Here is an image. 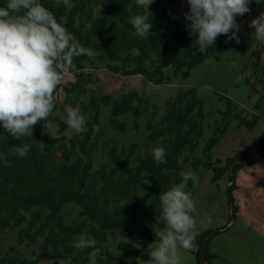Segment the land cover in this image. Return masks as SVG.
<instances>
[{
    "label": "trees",
    "instance_id": "obj_1",
    "mask_svg": "<svg viewBox=\"0 0 264 264\" xmlns=\"http://www.w3.org/2000/svg\"><path fill=\"white\" fill-rule=\"evenodd\" d=\"M98 1L72 0L73 6L67 9L62 4L55 5L54 0H39L57 22L83 47L91 49L100 62H106L107 68L114 73L141 74L156 84L170 82L176 77L186 79L198 64L224 45L226 36L221 35L206 53H199L197 36L189 34L186 26L190 23L181 17L182 0H154L149 6L153 16L149 17L152 28L148 39L137 37L130 23L132 17L145 11L136 0H106L101 11L96 13L94 3ZM5 3L6 0H0V6ZM257 5L264 7V3L251 0L250 13ZM248 14L237 16V22ZM93 56L74 58L76 70L71 73L76 79L71 82L70 91L85 87L89 80L86 62ZM61 86L58 85L55 92ZM105 105L111 106V124L122 131H127L128 123L120 118L121 114L133 112L138 120L153 112L147 120L146 146L159 143L166 149L167 162L157 164L152 152L147 150L130 165L139 144L134 142L128 149L119 148L118 141L109 136L104 142L112 143L107 160L95 167L99 139L106 133L102 128L95 131V126L100 124L99 117ZM83 107L81 114L88 112L84 131L73 132L70 136L43 134L44 122L40 121L33 126L32 137L17 140L0 125V153L8 155L7 166L0 161V264H45L48 255L52 258L51 264H89L88 253L92 249L73 247L81 233L96 239L101 249L97 264H129L106 248L109 235L141 237L144 246L154 242L155 232L166 227L159 195L181 182L182 171L190 168L199 175L198 168L205 166L214 170V181L228 172L233 181L239 169L257 158L242 149L227 157L224 164H221L222 159L212 156L213 148L233 120L237 119L240 126L256 124L257 116L250 118L233 101H228L227 110L216 126L215 135L205 145L203 155H196L206 112L195 87L180 90L168 101L165 113L156 121L158 105L137 89L118 98L109 93L91 94ZM56 108L55 103L46 124L59 119L54 114ZM60 123L63 128L68 127L63 120ZM24 144L31 148L26 156L18 157L14 149ZM59 152L61 160H58ZM263 154L264 131L259 156ZM234 187L232 182L228 188L231 200ZM70 203L80 207L77 221L70 220L64 212V207ZM235 208L233 205V212ZM5 230L16 232L20 242L27 241L36 248L29 255H23L16 245L6 251L1 234ZM219 232L209 228L197 233L193 244L198 246V264H214L216 254L211 251V240Z\"/></svg>",
    "mask_w": 264,
    "mask_h": 264
},
{
    "label": "rangeland",
    "instance_id": "obj_2",
    "mask_svg": "<svg viewBox=\"0 0 264 264\" xmlns=\"http://www.w3.org/2000/svg\"><path fill=\"white\" fill-rule=\"evenodd\" d=\"M105 1L100 0L94 3L96 13L101 11ZM188 11L187 0H182L181 17L185 21L187 20L184 18V13ZM262 12H264V7L255 6L253 12L238 22L240 25L239 42L235 39L226 42L227 37H225L223 47L216 54L198 64L186 79L176 77L170 82L156 84L141 74L124 76L109 70L106 62H100L99 58L94 55L91 60L86 62L85 70L88 72L89 80L85 82L83 89L70 91L71 82L76 79L75 75L70 73L65 77L62 86L54 93L57 105L54 114L59 119L47 124L48 131L43 126V134L70 136L74 131L69 126L63 128L60 120L66 122L68 108L78 107L80 111H83V105L88 104L91 94L109 93L118 98L131 89H137L141 93L149 95L151 102L158 105V113L154 117L156 121L165 113L168 101L173 99L180 90L195 87L206 112L203 136L196 155H203L205 145L215 135L216 126L227 110L228 101H233L250 118L253 119L257 116L256 124L253 127L240 126L237 119L233 120L213 148L212 156L214 159H222L221 164H224L227 157L242 149L249 156L257 155L256 160L261 158L257 162L263 163L261 160L264 159V154L259 156V151L260 139L264 131V41H257L254 27H249L250 21ZM187 22L190 23V21ZM151 114L153 112L143 115L138 120H135L133 112L121 114L120 118L128 123L127 131H122L115 129L111 124V106H103L99 117L100 124L95 126V131L102 128L106 130V133L99 139L100 143L95 152V167L107 160V152L112 143L111 141L110 143L109 141L104 142L109 136H113L118 141L119 148L128 149L134 142L139 144L137 155L130 165L136 163L139 155L145 154L147 150L152 152L154 147L160 146L159 143H151L150 146H146L147 120ZM84 117H88L87 111H85ZM61 158L62 153L59 152L58 160ZM126 169L127 167H125ZM198 173L199 182L196 186L193 187V183L188 181L185 190L191 193L195 202L196 210L192 213L195 220L194 232H202L208 228L220 230L211 240V251L216 254L213 263L264 264V227L256 220L258 215L263 221L264 217L252 213L256 219H242L239 217V208L233 212V205L238 206V192H236V188H233L232 200L229 198L228 188L231 176L229 172L216 181L213 180L214 170L208 167H199ZM260 202L263 203L260 204ZM255 206L264 209V198H259ZM79 210L80 207L73 203L64 207L65 214L73 221L80 219ZM1 234L5 239V247L8 252L12 245L18 246L23 255H29L36 248L35 244H28L27 241L20 242L14 231L5 230ZM106 248L113 250L118 257L123 258L129 264H152L146 251L148 246H144V239L141 237L110 234ZM197 249L196 244L187 250L179 248L181 264H198ZM51 263L50 255L46 256L45 264ZM202 263L209 264L208 262ZM117 264H121V262H117Z\"/></svg>",
    "mask_w": 264,
    "mask_h": 264
},
{
    "label": "clouds",
    "instance_id": "obj_3",
    "mask_svg": "<svg viewBox=\"0 0 264 264\" xmlns=\"http://www.w3.org/2000/svg\"><path fill=\"white\" fill-rule=\"evenodd\" d=\"M154 0H136L145 9L131 18L130 23L137 37L148 39L153 16L149 6ZM189 11L184 18L190 21L186 27L195 40L200 54L215 45L218 36L226 42H239L240 25L237 16L250 13L251 0H187ZM264 3V0H256ZM54 4L71 9L72 0H54ZM255 29V39L264 41V12L250 21ZM93 56L91 49L83 47L67 28L57 22L53 13L39 0H6L0 6V125L14 139L32 137L33 126L40 121L48 131L46 121L54 106V92L65 77L76 70L75 57ZM66 123L75 133L84 131L86 120L80 109L68 108ZM31 145L16 146L15 155L24 157ZM157 164L166 163V149H152ZM0 161L8 165V155L0 153ZM181 182L160 193L159 200L166 227L156 233L157 239L146 251L152 264H181L178 249H190L197 233L194 232L195 202L186 191L187 182L193 187L198 175L187 169L180 173ZM144 193L142 191L141 195ZM73 247L92 249L88 253L89 264H97L101 249L94 238L81 233Z\"/></svg>",
    "mask_w": 264,
    "mask_h": 264
},
{
    "label": "crops",
    "instance_id": "obj_4",
    "mask_svg": "<svg viewBox=\"0 0 264 264\" xmlns=\"http://www.w3.org/2000/svg\"><path fill=\"white\" fill-rule=\"evenodd\" d=\"M260 159L261 158L254 163H246L241 169H239V172L233 181L229 180V186L234 182V188H236L235 190L238 192V206L235 205V209L239 208V217L242 219H256L252 213L260 214L261 217H264V209L255 206L259 198H264V159L261 160L263 163L259 164L257 161ZM262 203L263 202H260V204ZM255 210H258L259 212ZM256 220L264 227V221L259 215Z\"/></svg>",
    "mask_w": 264,
    "mask_h": 264
}]
</instances>
